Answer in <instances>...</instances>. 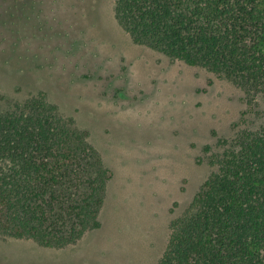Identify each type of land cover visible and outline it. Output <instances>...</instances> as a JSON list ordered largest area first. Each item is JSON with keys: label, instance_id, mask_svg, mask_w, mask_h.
I'll list each match as a JSON object with an SVG mask.
<instances>
[{"label": "rangeland", "instance_id": "rangeland-1", "mask_svg": "<svg viewBox=\"0 0 264 264\" xmlns=\"http://www.w3.org/2000/svg\"><path fill=\"white\" fill-rule=\"evenodd\" d=\"M113 8L0 0V98L45 91L111 172L99 228L56 249L0 236V264H156L218 140L264 128V91L247 103L229 79L135 43Z\"/></svg>", "mask_w": 264, "mask_h": 264}, {"label": "trees", "instance_id": "trees-1", "mask_svg": "<svg viewBox=\"0 0 264 264\" xmlns=\"http://www.w3.org/2000/svg\"><path fill=\"white\" fill-rule=\"evenodd\" d=\"M138 44L264 91V0H114ZM206 150H210L207 146ZM156 264H264V128L220 138ZM111 177L89 132L45 91L0 98V236L63 248L99 227Z\"/></svg>", "mask_w": 264, "mask_h": 264}, {"label": "crops", "instance_id": "crops-1", "mask_svg": "<svg viewBox=\"0 0 264 264\" xmlns=\"http://www.w3.org/2000/svg\"><path fill=\"white\" fill-rule=\"evenodd\" d=\"M99 228V227H98Z\"/></svg>", "mask_w": 264, "mask_h": 264}]
</instances>
